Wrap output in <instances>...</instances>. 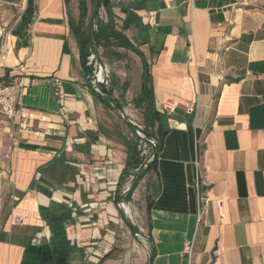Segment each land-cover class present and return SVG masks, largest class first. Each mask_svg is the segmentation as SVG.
<instances>
[{
  "label": "crops",
  "instance_id": "crops-1",
  "mask_svg": "<svg viewBox=\"0 0 264 264\" xmlns=\"http://www.w3.org/2000/svg\"><path fill=\"white\" fill-rule=\"evenodd\" d=\"M108 1L156 108L177 105L140 185L161 186L140 215L152 264H264V0ZM79 18V0H0V81L19 83L23 115H0V264L135 263L118 245L131 135L89 84Z\"/></svg>",
  "mask_w": 264,
  "mask_h": 264
},
{
  "label": "trees",
  "instance_id": "trees-1",
  "mask_svg": "<svg viewBox=\"0 0 264 264\" xmlns=\"http://www.w3.org/2000/svg\"><path fill=\"white\" fill-rule=\"evenodd\" d=\"M70 1L71 0H66V3L69 4ZM79 4H80V18L78 21L72 19L71 27H72V31L76 34L80 44L81 58L84 68L88 74H91V71L89 70L87 64L88 57L91 55L89 48V37H88V23L91 12L87 0H79ZM108 6H109L108 0H100V8L96 20V28L93 34L95 47L98 50L101 47L108 49L126 48L132 50L141 58L144 70L142 74V89L138 99L136 100V106L143 111L144 121L148 124L149 127V129L145 130L146 137L159 141L163 144L164 139L167 136L170 129L168 127L167 114L162 110H158L155 105L153 88L151 84V74L149 71V64L144 59L143 53L140 51L138 46H136L130 40V38L126 34H124L123 31L117 29L115 18L109 11H108L107 20L101 17L100 15L101 7L107 8ZM113 54L117 55L120 58L123 57L121 53H117L116 51H113ZM101 77L102 74H100V78ZM102 92L104 93L106 98L110 102L114 103L119 109L123 108L119 100L113 97L112 91L107 89L105 86H102ZM155 127L156 129L153 130V128ZM134 138L135 140L131 138V140L127 141L129 148V157L126 168L124 169L121 177L120 186L130 175H133L134 177L136 176V172L138 168L146 158L142 154V149L139 148L140 139L136 136ZM157 160L158 157L152 160L148 164V166L145 168L143 172L142 179H144L150 172L156 171L155 165ZM160 191H161V186L158 181H151L150 179L147 181L146 201H147L148 209L151 208L154 199L160 194ZM122 198L118 196L117 201H120ZM113 252L114 250L110 251L105 256V258L113 257Z\"/></svg>",
  "mask_w": 264,
  "mask_h": 264
},
{
  "label": "rangeland",
  "instance_id": "rangeland-1",
  "mask_svg": "<svg viewBox=\"0 0 264 264\" xmlns=\"http://www.w3.org/2000/svg\"><path fill=\"white\" fill-rule=\"evenodd\" d=\"M87 2L91 12L93 2L92 0H87ZM113 51L121 53L123 57H118L117 55L113 54ZM99 53L106 65V74L108 75L106 83L102 86H105L107 89L112 91L113 97L119 100L123 106L122 109L127 112L129 118L140 127V130L145 135V130L149 129V127L144 121L143 111L136 106V100L138 99L142 89V74L144 70L141 58L135 52L126 48L108 49L101 47L99 49ZM88 67L91 71V76L98 74L99 70L95 73L98 67L96 61L91 65L88 64ZM116 116L117 119L124 125L127 133L131 135L132 139L135 140V136L128 130L117 113ZM155 129L156 127L153 128V130ZM139 148L142 149V154L146 158L154 151L152 150V147L146 145L141 140L139 141ZM145 196V188L139 186L130 204L128 205L131 209L130 217L133 223L141 230L143 229L141 228L140 215L144 211ZM143 232L147 234L146 231L143 230ZM139 238L140 237L133 235L125 224L124 233H120V236L118 237V245L119 248L122 249L120 254L125 256L128 250L132 251L133 254L129 258L132 260V262H135L134 264H136V262L139 260V254L137 250H134V247L140 241Z\"/></svg>",
  "mask_w": 264,
  "mask_h": 264
},
{
  "label": "water",
  "instance_id": "water-1",
  "mask_svg": "<svg viewBox=\"0 0 264 264\" xmlns=\"http://www.w3.org/2000/svg\"><path fill=\"white\" fill-rule=\"evenodd\" d=\"M99 8H100V0H93L89 23H88L89 48H90L91 54L95 56L100 69L106 72V65L100 56L99 50L96 49L95 47V42H94V37H93L94 30L96 28V20L98 17ZM105 83H106V77L103 81H100L97 76H95V79L89 80V84L91 85L92 89L95 91L98 98H100L110 109H112L115 113H117L120 116V118L122 119L123 123L128 128V130L134 136L138 137L143 143H145L146 145L154 149L153 153L148 155V157L140 165V167L138 168L136 172V176L134 177L132 181V184L128 188L127 194L124 195L122 200L118 203V209H119L123 223L130 229L133 235L144 239L150 244L152 254L148 261V264H152L155 258V255H156L154 242L149 234L144 233L141 229L135 226L126 208L130 204L138 187L141 185L143 172L145 168L148 166V164L152 160L158 157V155L163 149V144L159 141L146 137V135H144L142 131L139 130L137 125L129 118L125 110L119 109L114 103L110 102L100 90L96 89V88L101 87Z\"/></svg>",
  "mask_w": 264,
  "mask_h": 264
},
{
  "label": "built area",
  "instance_id": "built-area-1",
  "mask_svg": "<svg viewBox=\"0 0 264 264\" xmlns=\"http://www.w3.org/2000/svg\"><path fill=\"white\" fill-rule=\"evenodd\" d=\"M6 45H10L11 46V41L10 43H7L6 41ZM4 48V53H6L9 50V47H3ZM97 63V69L95 71V73L100 70L99 64L95 58L94 55H90L88 57V64L91 65L93 62ZM95 76L98 77V74H95ZM95 76H91V74L88 77V80H93L95 79ZM107 76L106 75V81H107ZM97 90L101 91V87L96 88ZM20 93H21V89H20V85L19 83H15V82H6V81H0V115L2 117H4L7 120H15L18 118H22V112L21 109L19 107V99H20ZM176 103L174 102H169L163 105V108L161 109L163 112L165 113H171L175 110L176 108ZM137 127L140 130V127L137 125ZM141 131V130H140ZM129 188V187H128ZM128 188L125 189L124 191V195L127 194ZM23 221L22 217L17 216L15 217L13 223H21ZM185 251L186 253L192 255L193 251H194V243H186L185 245Z\"/></svg>",
  "mask_w": 264,
  "mask_h": 264
},
{
  "label": "bare ground",
  "instance_id": "bare-ground-1",
  "mask_svg": "<svg viewBox=\"0 0 264 264\" xmlns=\"http://www.w3.org/2000/svg\"><path fill=\"white\" fill-rule=\"evenodd\" d=\"M108 72V71H107ZM100 74H102V77L100 78ZM106 72H104V71H102L101 69L98 71V79L100 80V81H103L104 79H105V77H106ZM127 211H128V213H129V215H130V213H131V209H130V207L128 206L127 208Z\"/></svg>",
  "mask_w": 264,
  "mask_h": 264
}]
</instances>
